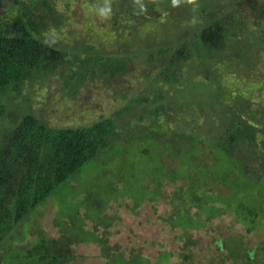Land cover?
<instances>
[{
	"label": "trees",
	"instance_id": "16d2710c",
	"mask_svg": "<svg viewBox=\"0 0 264 264\" xmlns=\"http://www.w3.org/2000/svg\"><path fill=\"white\" fill-rule=\"evenodd\" d=\"M61 1L12 0L4 6L6 1L0 0V122L5 120L9 127V133L0 135V264H75L74 247L88 243L101 248L100 256L106 264H148L138 255L126 260L112 254L96 230L83 223L87 219L97 228L105 221L103 211L109 202L125 198L133 209L145 202H164L171 207L166 221L186 232L227 214L246 234L264 228V106L255 107L231 89L227 95L234 102L227 105L222 120L216 119L215 126L202 132L199 127L207 129L203 124L207 113H195L193 124L198 128L187 127L190 109L195 111L197 104L187 105L181 99L190 100L185 93H192L190 87L197 84L194 82L213 88L209 80L218 79L215 72L220 71L215 66L219 61H242V54L248 51L239 46L232 50L234 43L248 45L253 39L264 44V29L258 28L264 27V0L209 2V7L201 8L196 22L195 18L171 17L169 10L177 0L158 5L104 0L110 11L108 22L113 26L119 23L118 31L133 32L124 35L128 40L137 33L141 35L142 29L136 32L139 22L149 21L148 13L156 7L168 13L162 23L169 27L187 22V32L182 35L188 37L180 44H154L158 36L142 41L139 51L150 53L147 61L162 64L156 70V100L144 93L115 115L81 126H53L33 108L31 87L40 88L46 79L61 76L66 87L75 88L89 79L113 76L123 66L109 52L95 54L99 49L94 45L64 47L56 42L52 33L57 38L65 21L58 9ZM139 38H133V42H141L136 41ZM261 53L264 58V51ZM196 61L206 74L202 80L190 77L187 71ZM220 84L214 85L221 88ZM220 92L223 90L213 96L217 105L223 102ZM19 98L26 105L19 120L12 122L8 111ZM182 104L188 106L184 107L187 114L177 117L176 127L169 126L176 115L172 107L181 114ZM136 105L145 109L137 121L149 125L146 130L142 128V133L124 136L126 132L119 130L117 121ZM3 126L1 123L0 132ZM90 165L91 173L98 174L97 181H87ZM102 180L106 183L95 186V181ZM164 190L170 195L169 201L161 197ZM47 203L56 208L53 225L58 230L57 238L49 237L34 220L38 208ZM192 209L194 213H190ZM215 244L226 251L221 262L264 264L258 252L247 250L239 238ZM170 257L171 252L162 251L155 264H167Z\"/></svg>",
	"mask_w": 264,
	"mask_h": 264
},
{
	"label": "rangeland",
	"instance_id": "374dc122",
	"mask_svg": "<svg viewBox=\"0 0 264 264\" xmlns=\"http://www.w3.org/2000/svg\"><path fill=\"white\" fill-rule=\"evenodd\" d=\"M4 1H6L4 6H6L7 2L8 5L12 2V0H1V2ZM131 1L128 0V2ZM177 1L176 6L169 10L171 17L175 20H181L180 17L195 18L193 20L196 22L201 16L202 7H209V2L216 5L220 0ZM136 2L156 3L155 5H158L164 3L165 0H136ZM131 4L136 5L133 2ZM105 7L108 9L109 6L104 0H62L58 6L60 12L65 16L63 26L57 32V38L52 33L58 44L64 47L94 45L99 49V51L94 52L95 54H106L109 52L120 59L123 66L113 76L108 75V77L104 78L89 79L75 88L66 87L61 76L46 79L40 88L31 87L30 92L35 102L33 108L36 109L38 115L44 116L46 121H49L53 126H81L99 118L115 115L116 112L122 110L125 106H131V103L136 102L138 96L144 93L150 94V98L156 100V95L158 94V90L155 91V88H158L157 83L155 84L158 80L156 70L162 64L147 61L149 52L143 54L139 51L142 41L146 39V41H150L148 38L155 40L156 36H158V39L156 38L158 43L153 41L154 44L166 45L172 42L180 44L181 42L183 43L185 37H188V35H182L186 31L185 29H188L187 22L176 27L173 25L169 27V25L162 23L168 13L162 7H156L148 13L150 15L149 21L143 19L142 22L141 19L139 22V30L137 29L136 32L141 33L142 29L141 35L137 33L132 39L128 40L125 36H131L133 32H125L122 28L118 31L119 23L114 24V26L111 25L108 22L110 11L108 10L106 14H102L100 11ZM191 24L195 23L192 22ZM164 28L166 32L162 33ZM258 28L264 29V27ZM151 32H153L152 35L148 34ZM138 35L140 38L136 41L141 40V42H138L140 45L133 42V38L136 39L139 37ZM115 37H125V39L117 40ZM247 43L248 45L240 41L234 43L233 47H231L234 50L239 46L248 51L247 54H242L243 59L241 62H228V64L223 61L218 62V65L215 66L216 71H220V73L215 72L218 79L212 80L210 78L211 80H209V82L213 83V88L199 84V81H197L194 82L197 83L194 87H190L193 90L192 93L189 95V90L185 93V96H189V102L185 98H181L187 105L197 104L194 105L196 107L194 108L195 111H193V108L190 109L189 115L191 118L186 122L188 124L187 127L198 128L193 124V120L197 117L195 113L198 114L199 112L202 115L207 113L203 119V124L207 129L199 127V131H209L210 128L217 124L219 118L222 120L221 117H224V114L228 111L227 105L234 102L233 97L227 95L231 89H234L238 96L240 94L243 95L244 99L255 104V107L263 108L264 58L261 52L264 51V44H257L253 39L248 40ZM152 44H149V46ZM196 63L195 65L190 63L187 71L190 72V77H198V79L202 80L206 74L202 72L203 70L197 61ZM205 81L208 82V79ZM217 83H221V88H217L214 85ZM218 89L223 90L222 93L220 92L222 94L220 98L223 101L222 105H217L213 99L215 94H219ZM153 92H155L154 95ZM224 93L226 94L223 95ZM178 97H180V93ZM224 100H227V103ZM128 101L131 102L129 103ZM157 102H154L153 105H158ZM25 105L21 98L11 103L8 112L9 117H12L10 119L12 122L19 120ZM182 105L183 107L180 105L181 114L175 112V107H172L171 112L176 115H174L175 117L172 116L173 119H171L169 126L176 127L177 117H183V115L187 114L184 107L188 108V106ZM240 106L242 105L240 104ZM244 107L247 109V104H244ZM143 111H145L144 107L136 105L129 111L130 113H126L119 118L117 123L120 126L118 128L121 132H126L123 133L124 136L126 134L135 136V134L142 133L143 129L146 130L149 122H144L146 123L145 126L142 121H137V116ZM262 114L264 123L263 109ZM1 123L4 126L0 135L2 132L6 135L9 133V127L5 125V120H2ZM127 123L131 124V126L127 127ZM261 156L259 155L258 159L262 161ZM87 172L89 173L87 181H97L96 176L98 174L91 173L92 165H90V169ZM96 181L94 183L95 186L100 183L102 185L106 183L103 180L100 182ZM165 190L170 191L169 188H165ZM165 190L161 197L163 201L164 199L169 201L168 196L170 195ZM220 190L226 191L224 188ZM83 196L84 193L80 192L79 197L83 198ZM55 212L56 208L53 207V204L47 203L38 208L34 219L45 233L52 238L59 237L58 230L53 225ZM194 212L195 209H192L190 213ZM170 213L171 207L167 204L165 205L164 202H145L143 205L141 204L133 209L131 201L125 198L121 201L109 202L107 209L103 211L102 218H105V221H102L103 224H100L97 228H94L87 219L83 223L86 228L96 230L98 237L106 243L107 247L111 248L112 254H120L126 260L138 255L146 259L148 264H155L158 260L157 257L160 256L162 251H169L171 252V257L167 264H230V261L227 260L221 262L222 258H225L226 251H220L215 244L218 241L222 242L230 238L241 239L247 250L257 251L258 256L264 259V228H259L256 232L246 234L241 226L234 225L231 214H227L216 218L211 223H206L205 227L195 231L187 230L186 232L182 228L172 226L166 221ZM30 220L33 223V219ZM35 225L36 223H33V226ZM27 239H30V236H27ZM74 251L77 256L75 264H106L105 259L100 256L102 250L96 243L77 244L74 247Z\"/></svg>",
	"mask_w": 264,
	"mask_h": 264
},
{
	"label": "clouds",
	"instance_id": "9594fccd",
	"mask_svg": "<svg viewBox=\"0 0 264 264\" xmlns=\"http://www.w3.org/2000/svg\"><path fill=\"white\" fill-rule=\"evenodd\" d=\"M100 11H101L102 14H106L107 11H108V9L107 8H104V9H101Z\"/></svg>",
	"mask_w": 264,
	"mask_h": 264
}]
</instances>
